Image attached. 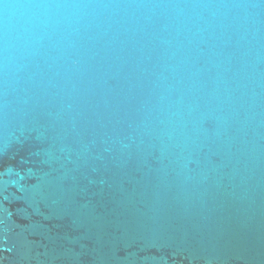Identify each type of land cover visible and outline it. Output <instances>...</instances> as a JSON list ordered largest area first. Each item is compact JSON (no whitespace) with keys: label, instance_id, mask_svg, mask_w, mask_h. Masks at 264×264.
Masks as SVG:
<instances>
[{"label":"water","instance_id":"water-1","mask_svg":"<svg viewBox=\"0 0 264 264\" xmlns=\"http://www.w3.org/2000/svg\"><path fill=\"white\" fill-rule=\"evenodd\" d=\"M0 264H264V0H0Z\"/></svg>","mask_w":264,"mask_h":264}]
</instances>
